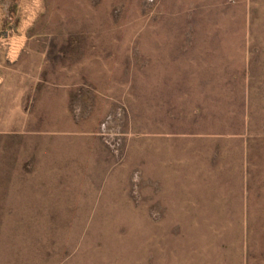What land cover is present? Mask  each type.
Returning <instances> with one entry per match:
<instances>
[{
	"label": "rangeland",
	"instance_id": "rangeland-1",
	"mask_svg": "<svg viewBox=\"0 0 264 264\" xmlns=\"http://www.w3.org/2000/svg\"><path fill=\"white\" fill-rule=\"evenodd\" d=\"M9 39L114 102L0 133V264H264V0H0Z\"/></svg>",
	"mask_w": 264,
	"mask_h": 264
},
{
	"label": "crops",
	"instance_id": "crops-1",
	"mask_svg": "<svg viewBox=\"0 0 264 264\" xmlns=\"http://www.w3.org/2000/svg\"><path fill=\"white\" fill-rule=\"evenodd\" d=\"M28 42L30 41H23L21 44L15 39L0 40V133L13 134L14 128L34 126L36 120L43 119L38 114L43 110L41 105L45 100L53 102L50 96L54 94L58 125L66 134L79 135L84 113L77 104L83 101V90L92 85L83 83L80 66L78 71L63 72L67 78L65 82H52L49 74L44 77L43 64L35 66L32 60H24L21 56L25 52L33 59L34 52L28 49L26 51ZM72 78L74 81H71ZM91 89L96 91V101H102L106 105L111 102L113 105L114 99L108 95V86H92ZM110 90H113V86ZM96 124L98 126L97 117Z\"/></svg>",
	"mask_w": 264,
	"mask_h": 264
}]
</instances>
